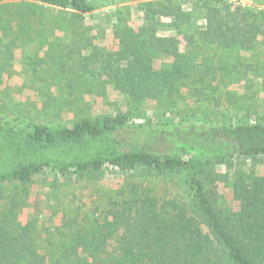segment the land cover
Wrapping results in <instances>:
<instances>
[{"label": "trees", "instance_id": "trees-1", "mask_svg": "<svg viewBox=\"0 0 264 264\" xmlns=\"http://www.w3.org/2000/svg\"><path fill=\"white\" fill-rule=\"evenodd\" d=\"M139 1L123 16L141 18L140 51L116 66L85 52L94 0L0 5V34L15 37L0 42L6 63L13 46L69 30L79 69L105 76L127 99L115 113L78 114L67 125L0 121V186H9L0 194V264H264V169H255L264 162V116L207 125L136 118L160 96L241 105L247 94L229 91L231 83L264 81V10L230 0ZM243 158L248 172L210 166L223 160L231 170ZM108 173L158 178L165 190L129 182L93 205L65 191ZM33 186L42 190L32 199Z\"/></svg>", "mask_w": 264, "mask_h": 264}, {"label": "rangeland", "instance_id": "rangeland-1", "mask_svg": "<svg viewBox=\"0 0 264 264\" xmlns=\"http://www.w3.org/2000/svg\"><path fill=\"white\" fill-rule=\"evenodd\" d=\"M230 1L264 10V0ZM4 2L5 0H0V5ZM140 2L142 1L94 0L99 8L83 21L84 25L91 27V31L86 35L91 36L93 41L91 46L85 48V52L91 56H99L103 64L112 63V66L125 63L138 53L140 45L135 43L133 36L139 31L141 18L137 17V13L136 16L132 13L126 19L123 12L127 10L126 7L133 9ZM69 33V30L56 29L53 36L47 35L46 38L42 37L25 46L17 44L10 50L12 59L7 63L0 53V67L3 70L0 74V121L19 127H30L36 123L60 126L71 124L78 114L93 119L126 107V97L113 86L112 81L105 76L93 77L79 69L81 57L71 51L70 48L76 43ZM10 39L13 40L15 37L13 35L3 37L0 34V42ZM0 48L3 49L2 46ZM63 60L67 61L71 72L59 68L58 63L61 61L62 66ZM29 61L34 70H31ZM56 71L62 72L58 74ZM252 82L254 83L252 88H245L243 82H233L229 86V91H235L237 95L247 94L245 101H240L242 104L237 107L227 104L224 99L222 102L209 98L195 101L184 95L175 97L172 102H166L160 96L158 99L144 102L141 113L136 118L138 121L207 125L240 121L250 114L264 116V81L260 77H253ZM245 107H248L250 112H245ZM246 163V158H243L236 162L231 170H227L223 160L212 161L210 166L213 171H228L231 174L239 168L242 171H250L251 168ZM255 169H264V162L257 164ZM129 182L149 185L159 195L164 193L166 185L158 178L131 174L124 177L119 173H108L101 181H92L85 185L86 187L76 185L66 190L62 187L61 193L65 190L70 196L84 197L88 205H93L97 199L107 196L121 185L126 186ZM217 188L222 202L225 203L229 197L228 189L222 183H219ZM8 189V185H1L0 194L6 197ZM168 189L170 190L169 186ZM41 190L33 186L32 192L29 193L30 197L32 199L34 196L38 197Z\"/></svg>", "mask_w": 264, "mask_h": 264}]
</instances>
